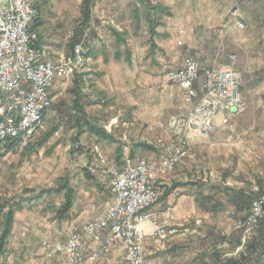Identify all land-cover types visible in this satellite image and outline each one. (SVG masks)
I'll return each mask as SVG.
<instances>
[{
  "label": "crops",
  "instance_id": "1",
  "mask_svg": "<svg viewBox=\"0 0 264 264\" xmlns=\"http://www.w3.org/2000/svg\"><path fill=\"white\" fill-rule=\"evenodd\" d=\"M34 2L36 5L35 0ZM244 18H246L245 13L242 14V19ZM162 19L161 16L156 23V34L153 37L150 32V44H146L149 47L150 58L146 71H142L143 66H138L140 63L138 59V27L130 28L124 26L122 20L116 18L117 22L113 17H108L105 14L94 16L92 12L89 24L96 31L98 45L88 49L89 51L84 56V68L78 69L75 74L69 76V82H64L69 77L57 79L51 88L52 104L59 95L69 91L75 109L85 113L90 119L104 123L103 126H106V132L112 139L101 138L86 129V132L84 131L83 135L86 134L91 141L86 160L88 167H83V169L87 168L89 174L80 170L72 179L73 206L64 218L59 220L62 232H64L62 240L66 239L69 230H80L84 223L103 213L112 203L108 189V170L97 165L95 155L91 151L92 146L98 145L108 160L118 165H122L127 156L157 163L161 154L151 148L146 141L169 140L171 138L166 129V122H162V116L184 115L190 102L197 103L201 97L202 91L199 82L196 83V97L188 101L176 82L170 81L167 74L161 75L164 68H167L168 71L183 67L187 51L194 57H199L203 53H198L193 49L196 48L191 38L193 28L189 30L179 28L175 33L165 26L166 21ZM38 23L37 21L35 29L39 33V45L47 51L48 56L54 61L69 58L73 48L68 55L53 51L46 40L41 38L42 27L38 26ZM130 23L132 24L131 21ZM106 30L113 37L112 51L111 46L103 39ZM180 30H184L183 45L177 43L180 39ZM116 36H119V40L116 39ZM152 42L156 47L154 49L151 46ZM177 58L179 61L175 62ZM240 80V89L247 108L246 100L253 92L246 91L241 75ZM256 84L258 85V83ZM255 92L257 95H261L258 90ZM159 95H166L162 98L166 105H162L161 108ZM49 109L46 110L44 119ZM221 118L222 115H219L216 119V133L207 138L195 136L190 140L188 156L184 164L155 175L153 184L159 196L151 210L155 212L169 211L171 224L177 229V233L160 243L151 237L150 224L143 225L142 228L146 233L144 247L148 257L157 260L156 256L162 254L167 261L166 264H175V251L185 250L183 247L186 245L191 246L188 243V237L195 232L198 225L207 226L209 218L214 215L228 214L227 220L230 222V226H236L234 225L238 221L236 213L240 208L237 194L240 195L241 192L234 191L229 194L230 203L226 204L221 186L224 183L215 177H218L221 172L229 171L230 176H233L240 170H245L238 162L240 156L238 141L224 140V134L238 133L240 130L235 129L229 123L230 121L227 124L221 123ZM81 119L77 118L76 126L79 127L82 122L86 128V120ZM32 134L33 132L21 136L19 145L25 144L27 138ZM243 143L250 144L248 147L252 152V155L247 159L248 166L246 167V172L250 176L249 180L253 182L252 177L258 176L264 185V142L253 138L251 141ZM92 169L95 171L92 172ZM61 196L63 201V195ZM27 208H30L29 205ZM27 208L15 214V222L17 214H25ZM25 218L27 219V217ZM50 242L53 244L55 241L50 240ZM94 251L100 252V259L97 261L90 259V255ZM125 253L126 248L122 244L104 252L101 251L97 243L87 239L85 264H126ZM37 254L41 256L32 264H68L63 255L53 251L41 250ZM241 254H246V252ZM256 254L253 252L250 255L257 259L259 254ZM207 255L206 252L200 251L192 259L204 260ZM239 257L219 259L217 264L224 263L228 259H239ZM8 260L7 258L2 259V263L6 264Z\"/></svg>",
  "mask_w": 264,
  "mask_h": 264
},
{
  "label": "rangeland",
  "instance_id": "2",
  "mask_svg": "<svg viewBox=\"0 0 264 264\" xmlns=\"http://www.w3.org/2000/svg\"><path fill=\"white\" fill-rule=\"evenodd\" d=\"M35 1L38 9L36 25L38 21V26L42 27L41 38L46 40L53 51L68 55L72 50L74 37L83 43L84 56L88 49L98 45L96 31L91 28V24H82V0ZM148 1L151 5L161 3L169 9L170 14H163L162 20L166 21L165 26L173 32L177 33L179 28L194 29L191 38L196 48L193 49L198 53L203 52L201 56H197L198 58L195 57L202 65L236 70L242 77L246 91L253 92L246 100L248 105L245 111L229 120V123L240 131L224 134V140L238 141L240 146L238 162L245 170H240L233 176H230L229 171L221 172L215 177L224 183L221 186L226 204L230 203L229 194L234 191L241 192L240 195L237 194L240 208L236 213L238 220L234 224L236 226H230L228 214H218L209 218L207 226L198 225L195 232L188 237L191 246L186 245L183 247L185 250L175 251V264H217L219 259L239 257L243 252L249 255L247 261H244L245 264H264V229L259 228L262 223L256 226L245 224L255 195L264 194V185L258 176H253L254 181L250 182L246 167L247 159L252 152L248 147L250 144L243 143L253 138L264 142V0ZM138 3L139 0H92V12L94 16L105 14L115 20L116 18L122 20L123 25L130 28L138 27L140 61L138 66H143L142 71H146L150 58L149 47L146 45L149 43L150 31L148 20L143 16L140 23L131 17V11L135 5H139ZM236 8L239 9L241 20L245 24L242 30L237 29L231 21V12ZM243 13L246 14L244 19ZM153 18L151 16V19ZM86 33L87 36L84 37ZM103 39L108 42L112 51L114 41L107 30ZM188 53L191 55L189 51ZM178 61L179 58L175 60ZM167 72V68H164L161 75H166ZM69 79L70 77L64 82H69ZM256 90L261 95L254 93ZM165 96L159 95L160 108L166 105L162 99ZM162 117V122L167 123L171 116ZM77 118L86 121L90 119L85 113L75 109L70 92L66 91L54 100L44 119L43 129L34 131L25 144L17 146L14 151L4 156H2L4 151L0 147V203L4 199L19 197L26 188L39 191L42 188L53 187L62 176H68L72 182L78 171L88 167L86 160L91 141L86 134L83 135L84 131L86 132L84 124L81 122L79 127L76 126ZM89 122L104 125L92 118ZM47 133L51 135L42 142ZM227 182L229 184L226 185ZM61 203V195H52L29 204L30 208L26 206L24 215L17 214L14 230L3 257L9 259L6 264H32L41 256L37 253L42 250L44 240H62L64 232L60 227V219L56 217L55 210L47 208L48 205L60 207ZM255 236L261 245L256 251L257 254L260 253V261L257 263L254 256L250 255L253 252L245 249L247 243ZM200 251L208 254L206 258L192 259ZM156 258L158 264L167 263L162 254H158Z\"/></svg>",
  "mask_w": 264,
  "mask_h": 264
},
{
  "label": "built area",
  "instance_id": "3",
  "mask_svg": "<svg viewBox=\"0 0 264 264\" xmlns=\"http://www.w3.org/2000/svg\"><path fill=\"white\" fill-rule=\"evenodd\" d=\"M38 9L34 0H0V141L43 129L44 114L52 105L51 88L57 79H65L85 66L83 43L73 47L67 59L54 61L39 45L35 29ZM233 25L245 27L239 9L231 12ZM178 44H184V30H180ZM87 36V33L84 37ZM188 101L197 95L196 83L201 84V97L191 103L184 115H172L166 129L169 140L146 141L161 157L157 163L127 156L122 165L110 162L98 145H93L97 165L108 170V189L112 203L106 210L84 223L80 230L71 229L65 240L42 242V250L63 255L68 264H85L86 240L97 243L107 252L122 244L126 248V264H158L145 252L146 233L143 225L151 226V237L158 242L177 233L171 224L169 211L155 212L158 200L153 184L156 174L167 172L184 164L190 140L207 138L216 133V119L227 124L243 113L246 104L240 89V74L234 69L205 67L188 51L183 67L167 72ZM98 125V124H96ZM106 129V126L98 125ZM92 172L95 169L91 170ZM264 219V194L257 193L245 220L247 226H256ZM90 259H100L94 251Z\"/></svg>",
  "mask_w": 264,
  "mask_h": 264
},
{
  "label": "trees",
  "instance_id": "4",
  "mask_svg": "<svg viewBox=\"0 0 264 264\" xmlns=\"http://www.w3.org/2000/svg\"><path fill=\"white\" fill-rule=\"evenodd\" d=\"M139 5H135L133 10L131 11L132 18L134 21L140 23V18L143 16L149 23V30L151 32L152 37L156 34L155 28L156 23L161 18L163 14H170L169 9L163 6L161 3H156L151 5L148 0H139ZM83 6V16H82V24L88 25L91 17H92V0H82ZM151 16L154 17L151 19ZM36 26V25H35ZM116 34V32H114ZM116 39L119 40V36H116ZM77 37H74L71 47L73 48L78 43ZM122 42V41H121ZM152 49L156 48L155 44L152 42ZM86 130L90 133L96 134L101 138L111 139L106 130L102 127H99L96 124H92L90 122L85 121ZM51 133L45 134L42 142H45ZM112 140V139H111ZM21 143V137L10 139L6 142L0 141V147L3 149L4 156L8 152H12L16 149L17 146ZM146 145V144H145ZM150 147V146H149ZM152 148V147H151ZM79 150V148H77ZM83 171L86 174H89L87 168H84ZM261 192V191H260ZM52 195H63V201L60 207H55L53 205H48V209L55 210L56 217L58 219L64 218V216L70 211L73 206L74 200V191L71 185L70 178L68 176H62L58 179L57 183L53 187L42 188L39 191L34 189H24L22 191V195L19 197H13L10 199H4L2 203H0V264L2 263V259L6 254L7 246L9 244V238L12 235L14 223H15V214L21 210H23L27 205L38 202L44 197H51ZM262 223L259 228L264 229V219L260 222ZM259 223V224H260ZM263 231V230H262ZM261 232V231H260ZM264 238V236H263ZM259 239L257 236L253 237L251 241L247 243L245 246L246 250H250V252H256L258 246ZM261 241V240H260ZM258 255V254H257ZM247 253L241 254L239 259H228L226 262L221 264H245L244 261L248 259ZM255 263L260 261V253L258 255Z\"/></svg>",
  "mask_w": 264,
  "mask_h": 264
}]
</instances>
